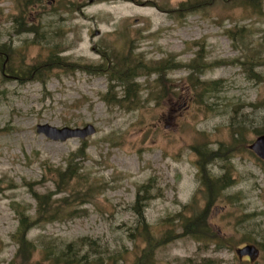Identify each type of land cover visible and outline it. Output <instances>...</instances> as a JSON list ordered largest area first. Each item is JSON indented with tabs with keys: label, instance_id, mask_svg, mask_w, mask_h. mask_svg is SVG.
Listing matches in <instances>:
<instances>
[{
	"label": "rangeland",
	"instance_id": "374dc122",
	"mask_svg": "<svg viewBox=\"0 0 264 264\" xmlns=\"http://www.w3.org/2000/svg\"><path fill=\"white\" fill-rule=\"evenodd\" d=\"M135 1L0 0V264H52L71 244L135 264L149 239L152 264H264V161L248 147L264 131V0ZM135 57L161 67L138 69L128 108L104 64ZM40 124L96 132L56 141ZM194 147L216 152L205 164L223 181ZM34 193L51 195L43 215ZM199 216L209 240L186 231Z\"/></svg>",
	"mask_w": 264,
	"mask_h": 264
},
{
	"label": "trees",
	"instance_id": "16d2710c",
	"mask_svg": "<svg viewBox=\"0 0 264 264\" xmlns=\"http://www.w3.org/2000/svg\"><path fill=\"white\" fill-rule=\"evenodd\" d=\"M190 7V6H188ZM191 9H198L196 8V6H194V8ZM16 22H18V18H16L15 20ZM17 31H26V32H31L33 31V27H29L26 29H21L22 25L17 24ZM36 29V28H35ZM10 58V55H8ZM56 59L58 61H65V59H62L61 57H56ZM133 60L128 61L127 59H125L124 61H120L118 63H114V62H110V61H106L105 62V66H106V72H104V74H109V80L111 82V86H115L116 84H120L119 86L123 87V94H124V98L127 99L128 101H130L131 103L128 104V108H133L134 105L139 104L138 101V92H140V90H137V87L139 86L138 83H134V78L136 77V73H138V69L140 70H147L150 72H142L140 74H149V73H156L158 71V69L161 66H155L152 65L150 63H148L145 59H143L142 57H135L132 58ZM49 63H54L56 64V60H54V56L50 57V62ZM174 63H176L174 61ZM195 65L194 66H186V67H190L193 68V72H200L201 69L203 68V64L202 62L198 61V62H194ZM176 66H172L174 67H182L184 65H182L181 63H176ZM45 65V64H44ZM34 69H28V71L26 73H28L29 75L33 74ZM140 76V75H139ZM39 79H43L42 76H36ZM216 84V83H213ZM198 85H207L205 82H201ZM115 88V87H114ZM110 92L108 91V93L105 94V99L109 100L110 98ZM116 93H114V95H111V100L113 101V98L115 96ZM264 133V131L260 132V134ZM195 150L197 151V153L199 154V160H200V165H201V170L203 172L204 175H206V177H208L209 179H218L215 180L217 181H223L225 176L221 177V178H215V176L213 177L206 168L205 161L206 159L207 162H210L212 160V158H214L216 152L211 151L209 149L206 148H202V147H194ZM198 148V149H196ZM81 152H85V148L83 147L81 150ZM72 157V156H71ZM68 167L71 169V175L74 176L75 172L72 169V165L69 163ZM68 169V170H70ZM59 171V169H58ZM60 175H63V173H60ZM227 184L225 185V187L230 186V184L228 182H226ZM148 192V190H147ZM35 198L38 201V205H37V214L38 215H43L47 212V209L50 208L52 202H51V195H43L40 196L36 193H34ZM144 201L143 200H138V204L136 203V206H143ZM209 208V207H208ZM20 214V219H19V227L16 231L15 237L18 238L19 240V248H18V254H23V253H29V257L30 258L33 254V251L36 249L34 247V245H32V243H30L27 239V234L28 232L31 230V228L34 225V221L31 219L30 216H28L25 212L19 213ZM201 216L197 217V219L195 220H191L190 223H186L185 224V228L186 231L189 232L190 228L193 230V232L195 233H200L198 238L201 241H204V239L209 240L210 238H212L211 235H209V230L208 228H205L204 223H202V217ZM200 219V220H199ZM147 227V225L143 226ZM195 230V231H194ZM169 236V232L168 234L164 235L161 239V242H167L168 240L166 238H168ZM149 241V245L145 248L142 249L141 254L138 255L135 264H152V258L154 255V246H155V242H152L151 239L148 240ZM47 250V248L45 249ZM49 254H47L46 259L49 260ZM54 254V262L52 264H90L91 262H89V258L87 255H83V256H79L77 251H76V247L74 244H71L68 246V249L66 251H63L61 254H59L57 257H55ZM85 261V262H84Z\"/></svg>",
	"mask_w": 264,
	"mask_h": 264
},
{
	"label": "water",
	"instance_id": "95a60500",
	"mask_svg": "<svg viewBox=\"0 0 264 264\" xmlns=\"http://www.w3.org/2000/svg\"><path fill=\"white\" fill-rule=\"evenodd\" d=\"M37 131L38 133L44 134L46 137L52 140L65 141L70 138L86 139L88 136L96 132V128L92 124H88L83 128H58L49 124H40L37 127ZM249 148L264 160V134L258 136L255 141L249 145ZM237 253L240 257L249 255L253 259L257 256L258 250L254 245H247L239 248Z\"/></svg>",
	"mask_w": 264,
	"mask_h": 264
},
{
	"label": "bare ground",
	"instance_id": "6f19581e",
	"mask_svg": "<svg viewBox=\"0 0 264 264\" xmlns=\"http://www.w3.org/2000/svg\"><path fill=\"white\" fill-rule=\"evenodd\" d=\"M133 2H136L135 0H132ZM137 1H141L142 3L144 2V1H142V0H137Z\"/></svg>",
	"mask_w": 264,
	"mask_h": 264
}]
</instances>
